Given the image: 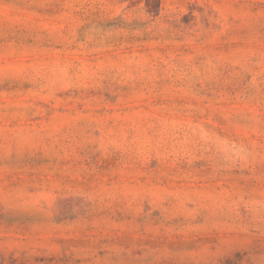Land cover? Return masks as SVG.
Wrapping results in <instances>:
<instances>
[{
	"label": "rangeland",
	"instance_id": "rangeland-1",
	"mask_svg": "<svg viewBox=\"0 0 264 264\" xmlns=\"http://www.w3.org/2000/svg\"><path fill=\"white\" fill-rule=\"evenodd\" d=\"M0 264H264V0H0Z\"/></svg>",
	"mask_w": 264,
	"mask_h": 264
}]
</instances>
